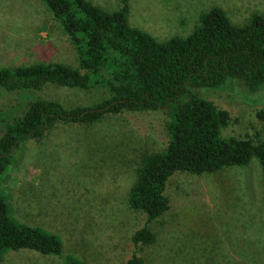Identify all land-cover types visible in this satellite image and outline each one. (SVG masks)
<instances>
[{"label":"rangeland","instance_id":"1","mask_svg":"<svg viewBox=\"0 0 264 264\" xmlns=\"http://www.w3.org/2000/svg\"><path fill=\"white\" fill-rule=\"evenodd\" d=\"M113 12L123 0H89ZM129 23L159 41L188 36L203 12L223 8L235 25L264 13V0H128ZM59 62L80 67L79 53L43 0H0V67ZM40 94L65 104H94L101 92L48 87ZM230 113L223 136L264 138V89L249 90L236 79L229 87L204 91ZM30 94L0 92L3 118ZM32 99V98H31ZM26 100V101H25ZM24 101V102H23ZM163 110L110 114L91 124L58 123L40 139L18 148L0 176L17 221L59 234L65 254L88 264H264V169L246 166L217 172H176L166 184L170 208L149 221L128 198L147 154L169 144ZM147 226L152 243H135ZM0 264H65L57 255L9 251Z\"/></svg>","mask_w":264,"mask_h":264},{"label":"trees","instance_id":"2","mask_svg":"<svg viewBox=\"0 0 264 264\" xmlns=\"http://www.w3.org/2000/svg\"><path fill=\"white\" fill-rule=\"evenodd\" d=\"M43 1L76 46L80 67L59 62L0 67V92L30 94L11 117L3 118L0 110V176L21 145L42 138L58 123L91 125L110 114L156 110L167 115L170 141L163 151L144 156L128 198L149 221L170 208L166 184L176 172L213 173L246 166L254 158L264 169V138L223 136L230 113L204 95L236 79L252 92L264 89V13L239 26L215 6L201 14L188 36L159 41L130 25L128 0L113 12L89 0ZM51 86L99 91L104 98L65 104L40 94ZM257 117L264 120V107ZM133 240L152 243L155 234L145 226ZM63 247L59 234L13 218L0 190V263L9 251L29 249L57 255L65 264H88ZM126 264L144 262L133 256Z\"/></svg>","mask_w":264,"mask_h":264}]
</instances>
